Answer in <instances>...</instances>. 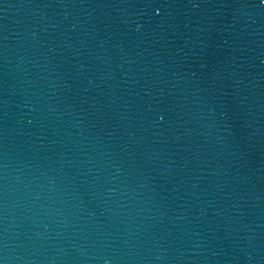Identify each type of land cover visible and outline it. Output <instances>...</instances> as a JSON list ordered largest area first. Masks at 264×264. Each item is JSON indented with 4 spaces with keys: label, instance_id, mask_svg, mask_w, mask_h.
<instances>
[{
    "label": "water",
    "instance_id": "95a60500",
    "mask_svg": "<svg viewBox=\"0 0 264 264\" xmlns=\"http://www.w3.org/2000/svg\"><path fill=\"white\" fill-rule=\"evenodd\" d=\"M0 264H264V0H0Z\"/></svg>",
    "mask_w": 264,
    "mask_h": 264
}]
</instances>
